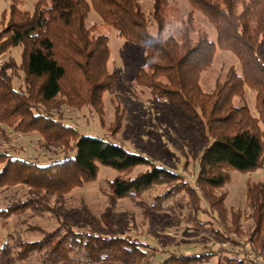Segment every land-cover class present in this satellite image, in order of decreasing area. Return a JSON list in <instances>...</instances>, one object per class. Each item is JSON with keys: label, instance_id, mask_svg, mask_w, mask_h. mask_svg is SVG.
<instances>
[{"label": "trees", "instance_id": "16d2710c", "mask_svg": "<svg viewBox=\"0 0 264 264\" xmlns=\"http://www.w3.org/2000/svg\"><path fill=\"white\" fill-rule=\"evenodd\" d=\"M152 1L151 18L141 0H38L32 12L13 1L0 32V57L8 56L0 71V139L6 136V126L22 135L38 133L45 147L65 151L62 159L46 165L0 151V188L26 185L30 192L28 199L0 210V216L49 213L59 223L53 231L36 230L41 234L38 241L18 242L16 261L38 257L42 264H148L155 249L138 238L117 234L103 218L90 216L95 231L76 230L66 219V196L96 180L100 166L121 173L109 184L110 205L140 200L154 186L165 187L152 204L160 212L172 211L168 202L184 192L197 199L201 195L226 230L197 222L202 230L198 227L195 233L208 232L230 242L236 236L234 243L241 244L242 216L225 208L227 193L215 192L228 182L229 170L252 172L264 165V0H186L192 11L182 23L180 39L165 36L169 0ZM92 10L119 37L144 50L136 82L149 90L152 101L164 103L197 127L201 149L194 184L152 157L105 138L81 135L52 115L61 105L90 106L102 114L104 94L120 84L118 72L108 68L109 37L96 36L94 27H87ZM195 12L213 25L215 40L196 29ZM13 51H20L19 59ZM218 51L236 56L241 73L231 67L213 91L205 92L202 76L213 67ZM15 79L21 80L20 86ZM248 89L256 94V114L245 103ZM237 98L244 103L237 105ZM116 120L120 122L119 117ZM141 167L145 170L133 176ZM248 201L255 227L246 242L264 255L263 184L248 185ZM103 222L110 234L100 230ZM218 254L213 250L171 254L158 264H205ZM231 260L245 264L235 256Z\"/></svg>", "mask_w": 264, "mask_h": 264}, {"label": "rangeland", "instance_id": "374dc122", "mask_svg": "<svg viewBox=\"0 0 264 264\" xmlns=\"http://www.w3.org/2000/svg\"><path fill=\"white\" fill-rule=\"evenodd\" d=\"M13 1L0 0V32L7 25ZM19 1L21 10L32 12L38 0ZM169 3L165 36L173 35L180 39L182 23L186 21L192 7L186 0H169ZM141 4L145 14L151 18L153 1L141 0ZM195 18L196 29L208 33L210 38L215 40L213 25L200 12H195ZM87 27H94L96 36L106 34L109 37L111 55L108 68L110 72H118L120 84L104 94L102 114L90 106L75 109L61 105L51 111L52 115L65 125L75 127L81 135L105 138L125 146L134 153L152 157L159 165L183 174L194 184L198 172L197 158L201 149L197 127L178 117L173 109L164 103H154L149 90L137 84L136 75L143 65L144 50L119 37L115 29L103 23L95 10L89 14ZM150 31L155 33L156 28L152 27ZM12 54L20 58V51H13ZM7 60V55L0 57V71ZM231 67L241 73V64L236 56L230 52L218 51L213 67L202 76L203 90L213 91L216 81L224 80ZM7 73L10 74V71ZM14 84L20 86L21 80L15 79ZM255 97L256 94L248 89L245 103H248L254 114ZM235 103L242 105L244 102L237 98ZM117 117L120 118L119 123ZM3 128L6 136L0 139V151L12 157L46 165L65 156L63 149L45 147V142L38 133L22 135L6 126ZM144 170L143 167L138 168L133 176ZM120 174L114 169L100 166L96 180L72 190L66 196L65 216L76 230L95 231L97 226L90 220V216L95 220L103 218L117 234L138 238L155 249V254L148 264H158L171 254H200L206 250H219L221 255L214 256L205 264H241L231 260L232 251H225L226 247L236 250L237 246L224 239L209 236L208 232L203 236L195 233L200 227L197 222H208L207 226L225 229L201 195L197 199L184 192L168 202L172 211L160 212L153 210L152 204L154 198L165 191V187L154 186L140 200L124 199L110 205L109 184ZM251 183L264 185V165L252 172L229 170L228 182L215 192L217 195L227 193L225 208L228 212H240L242 216V239H239V247L248 243L246 241L255 227L250 218L252 209L248 201V185ZM29 196V187L26 185L0 188V210L14 201L26 200ZM231 218L229 215L228 230L232 227ZM58 226V221L49 213L38 216L26 211L21 216L15 215L8 219L0 216V264H42L38 257L24 262L16 261L14 258L18 251L17 243L38 241L41 234L36 230L53 231ZM199 229L202 230V227ZM100 230L103 234H110L104 222ZM204 236H209V239ZM231 238L238 240L236 236ZM149 252L153 253L151 250ZM70 264L86 263L74 261Z\"/></svg>", "mask_w": 264, "mask_h": 264}, {"label": "built area", "instance_id": "2783aa9c", "mask_svg": "<svg viewBox=\"0 0 264 264\" xmlns=\"http://www.w3.org/2000/svg\"><path fill=\"white\" fill-rule=\"evenodd\" d=\"M234 256L245 264H264V255L256 252L249 243L238 247Z\"/></svg>", "mask_w": 264, "mask_h": 264}, {"label": "crops", "instance_id": "0c3cea01", "mask_svg": "<svg viewBox=\"0 0 264 264\" xmlns=\"http://www.w3.org/2000/svg\"><path fill=\"white\" fill-rule=\"evenodd\" d=\"M230 240H231V243L233 242V243H232V245H235V246H237V248L239 247V245H236V244L234 243V242H237V241H238L237 239H236V240H234L233 238H231ZM228 242H230V241H228ZM237 248H236V249H237ZM214 251H215V250H214ZM225 251H227V252H228V251H232V253H233V258H234V253H235V251H236L235 249H234V250H232V249H230V248H227V247H226V248H225ZM215 252H218V253H219V255H221V253H220L221 251H219V250H216Z\"/></svg>", "mask_w": 264, "mask_h": 264}]
</instances>
